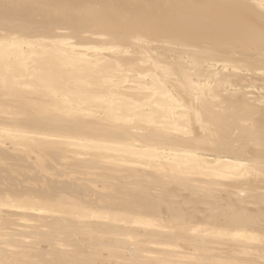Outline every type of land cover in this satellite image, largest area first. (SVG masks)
I'll return each mask as SVG.
<instances>
[{
    "label": "bare ground",
    "instance_id": "bare-ground-1",
    "mask_svg": "<svg viewBox=\"0 0 264 264\" xmlns=\"http://www.w3.org/2000/svg\"><path fill=\"white\" fill-rule=\"evenodd\" d=\"M136 25L144 32L133 33ZM156 37L179 41L163 49L152 44ZM103 38L109 44L94 45ZM196 45L214 48L215 58H229L231 66L182 58ZM153 50L161 54L154 56ZM117 68H126L123 80L114 76ZM192 70L219 75L223 90V83L214 84L213 94L205 96L208 85L204 89L194 82ZM22 76L34 90L17 89ZM246 79L249 86L264 87V0H0V90L8 99H0V106L12 107L26 125L44 131L88 130L139 143L130 149L132 161L112 168L91 157L85 168L95 172L75 176L65 167L70 162L58 161L62 151L45 148L65 146L86 156L111 147L0 128L1 146L12 137L18 148L12 139L10 145L17 149L32 142L42 147L34 163L23 153L0 155V264H103L100 251L120 259L114 264H264V88L259 87L262 96L255 85L249 93L247 83V92L239 89ZM85 84L104 95L97 98L102 106L92 101L103 108L112 128L101 126L102 112L73 114L74 103L86 101L76 89ZM49 89L66 97L56 99L58 114L46 113L40 104ZM219 95L224 98L216 101ZM189 110L191 126H172L182 118L186 122L188 115L191 120ZM172 143L210 153L172 149ZM92 182L105 187L92 190ZM179 193L188 199L176 201ZM71 205L80 209L74 212ZM193 205L199 210H191ZM31 222L48 228L42 235L50 244L48 254L51 242L62 245L63 252L52 247L46 259L44 251L32 252L33 241L24 246L29 241L24 244L23 237L38 235L39 225ZM27 230L34 234L26 236ZM126 232L132 238L122 240ZM239 232L259 240L238 239ZM129 245L136 248L126 251ZM187 245L197 255H178Z\"/></svg>",
    "mask_w": 264,
    "mask_h": 264
},
{
    "label": "rangeland",
    "instance_id": "rangeland-1",
    "mask_svg": "<svg viewBox=\"0 0 264 264\" xmlns=\"http://www.w3.org/2000/svg\"><path fill=\"white\" fill-rule=\"evenodd\" d=\"M99 8V7H98ZM152 9L153 8H150L149 9V7H148V10L150 11H152ZM123 26H126V25H124V24H122ZM142 27V26H141ZM93 27H90L89 29H92ZM143 28V27H142ZM142 28H140L138 25H136L135 27H132L131 28V31L133 32V33H137V32H139V33H142V32H144V29H142ZM138 33V34H139ZM179 38H176V39H164V38H162V37H156L155 39H154V42L152 43L153 45H155V46H157V44H163L164 45V47H163V49H165L166 47H170V46H174V44H176V43H178V40ZM70 43V42H69ZM106 44H109L107 41H105L104 40V38L103 39H100L99 41H97L94 45H96V46H106ZM72 46V45H71ZM74 47H75V45H73ZM72 46V47H73ZM196 47H198V48H196ZM196 47L194 48V50H193V54H188V53H186V55L185 56H183L182 58H184V57H188L186 60H190V61H192L193 62V64H205V63H209V62H217V63H220V64H223V65H226V66H231V63H230V61H232V60H230L229 58H215V53L213 52V49L214 48H210V47H203V46H199V45H196ZM59 49H60V51L61 52H66V50H67V48L65 47V49L66 50H63V49H61L60 47H58ZM156 51H158V50H156ZM152 52V51H151ZM153 55L155 56H158L157 55V53H155V50H153ZM158 54H161V52H159ZM166 55H169L168 57H170V55H175V54H164V56L166 57ZM189 55V56H188ZM168 57H166V58H168ZM199 58H202L201 60H199ZM206 58H208V59H206ZM210 58V59H209ZM170 59H172L171 57H170ZM188 60V61H189ZM230 60V61H229ZM250 60V59H249ZM248 60V61H249ZM245 61V60H244ZM248 61H247V63H248ZM233 62V61H232ZM250 62H252L251 60H250ZM249 62V63H250ZM119 71H117V72H115L114 73V76L115 77H117L118 79H120V80H123L124 79V77H123V74H122V71L123 70H125L126 68H117ZM198 71H202V70H192L191 71V73H194V75H193V77H195V78H192V80L194 79L195 81L194 82H198L199 84L201 83L202 84V86H203V84H204V86H205V84L206 85H208V86H206L207 87V89H206V87H204L203 86V88L204 89H206V90H203V94L204 93H206V95L205 96H209V95H211V94H213L212 92H213V90L212 91H209V89L211 88L212 89V85H213V88H214V86L215 85H217V86H219V84H221V83H223V84H221V85H223V86H221V90L220 91H222L223 90V88H224V82H222L221 81V79H219V75L218 76H207V75H205V74H198L197 72ZM126 74H131V73H126ZM130 76V75H129ZM129 76H127V77H129ZM128 80H130V78L128 79ZM18 81L21 83L20 85H17L16 87H17V89L19 90V91H21V92H24V93H28L27 91H30V90H32L33 89V85H31L30 84V81H29V78L28 77H26V76H22L21 78H20V80L18 79ZM130 81H132V80H130ZM242 81H243V83H242ZM242 81H240V85H239V89H243L244 91H246L244 88H246L247 87V85H243V84H245V83H247V81H248V79H246V81H244V80H242ZM209 82V83H208ZM249 83V82H248ZM247 83V84H248ZM215 84V85H214ZM86 85V87L85 88H76L77 90H78V93L81 95V97H84V98H86V101H83V102H81V103H78V104H75L74 103V106H73V110H72V112H73V114H75L74 112L75 111H77V110H89V111H91L92 113H100V112H102L101 113V115L100 114H98V116H99V118H100V120H101V126L102 127H104L105 129H107V128H112V127H110V126H107V121H106V115L103 113L104 111H103V108L101 107L102 105V103L100 102L101 101V99L103 100L104 98H103V94L100 92V90L98 89V88H96V87H92V86H89V85H87V84H85ZM235 85H236V83H235ZM255 84H251L250 86H249V84H248V87L246 88V89H249V90H247L248 91V93L250 92V90H252L253 89V86H254ZM217 86H215V87H217ZM226 86V85H225ZM261 86H263V85H261ZM261 86H258V89H257V86L255 85V87L254 88H256V90L255 89H253V90H255L256 91V95H257V93H258V95L260 96H262V92H260V91H263V88L264 87H262L261 88ZM244 87V88H243ZM261 88V90H260V88ZM237 88V89H238ZM252 88V89H251ZM210 89V90H211ZM216 89V88H215ZM34 90V89H33ZM169 90L171 91V93H172V95L173 96H176L177 97V99L179 100V96H177L173 91H172V89L171 88H169ZM260 90V91H259ZM170 91H169V94H171L170 93ZM207 91H209L211 94H207ZM246 91V92H247ZM261 93H259V92ZM49 92H51V94L50 95H44V97L43 98H41L40 99V104H41V106L43 107V110L46 112V113H53V114H58L57 113V110H59L60 108H61V104L58 102V101H56V99L58 98V97H64V98H66L65 97V95L63 94V93H59V92H57V93H55V92H53L51 89H49ZM263 93H264V91H263ZM0 94H1V97H0V99H1V101L2 102H4V103H7L8 102V99H7V97L5 96V92L4 91H2V90H0ZM101 96H102V98H101ZM263 96H264V94H263ZM101 98L100 100H98L99 98ZM179 97V98H178ZM219 98H216V101H218L219 99H223L224 98V95H219L218 96ZM249 97H251V98H254V96L252 97L251 95H249ZM98 98V99H97ZM93 99H96L95 101H99L97 104L98 105H101L100 106V108H99V106L98 105H96L95 103H93L94 101H92ZM68 101L69 100H72L71 98H68L67 99ZM181 100V99H180ZM179 100V101H180ZM70 102V101H69ZM71 103V102H70ZM183 102H182V100L180 101V103H179V105H183L182 104ZM251 104V103H250ZM182 107V106H181ZM102 108V109H101ZM187 112H188V110H187ZM189 113H190V115H191V120H188L189 119V115H188V118H186L185 120H186V122H184V120H183V118L182 119H179L178 120V122H177V124H175V125H172V126H178L177 127V129H181V128H183L184 126H187V127H189V126H191L192 125V123H193V121H194V117H193V115H192V113H191V111L189 110ZM59 118L61 119V120H66V119H68V116L67 117H60L59 116ZM131 123H134V122H131ZM182 124V125H181ZM48 127H52L51 125L50 126H48ZM0 128H5V129H9V130H11V131H18V132H23V133H28V132H39V133H46V134H51V135H59V136H66V137H68V138H74V139H76V138H80V139H86V140H92L93 142H95V143H97V144H99V145H101L100 147H103V148H109V147H111L110 148V152H109V150H105V149H101V150H97V151H90V152H88V155H86V156H79V155H76V154H74L73 153V151L70 149V148H68V147H65V146H55V145H52V146H50V147H46L45 149H47V150H52V151H54V153H56V152H58V151H62L63 153L62 154H58L57 155V159H58V161L60 162H63V161H67V162H70L71 164H66L65 165V167L68 169V170H70V169H73V171H76L73 175H75V176H77V175H82V174H84V175H86V174H88V173H94L95 172V170L93 171L92 170V168L91 167H89V168H85V167H88V164L87 163H85V162H87L91 157H97V158H99L100 159V164L102 165V167H105V166H112V168H118V166L116 165V164H121L122 163V161L124 160V161H132V158H133V155L130 153V149L133 147V146H135V145H138L139 143L138 142H125V143H121V142H117V141H115L114 139H112V138H110V137H107V136H101V135H97V134H94V133H92L91 131H88V130H84V131H78V130H70V131H68L67 129H66V132H62V131H60V130H58V129H56V128H51V130L50 131H44V130H46V129H44V128H41L40 126H37V127H32V126H28V125H26L25 124V121H23V118L19 115V114H17L14 110H13V108L12 107H3V106H0ZM14 138V137H13ZM16 138H18L17 140H19L20 138L19 137H16ZM12 139V137L11 138H9V140H4V142L6 141V145L5 144H2V146L4 145V146H6L5 148H4V146L2 147L1 145H0V148L2 147L3 149H0V153L2 152V151H4L3 153H1L0 155H2V154H6L5 152H7V150H8V152L9 151H11L10 153H8L7 152V154H10V155H13L14 156V154H11L12 152L13 153H16L15 154V156L16 157H18L19 155H17L18 153L20 154V153H23V154H26V156H27V159H28V161L30 162V163H34L35 161H36V158H37V154L40 152V150H41V148L42 147H40V146H38L36 143H29V144H26V145H24L22 148H20L19 147V149H17L18 148V141L17 142H15V140H13L14 141V144L15 143H17V145L15 144V146H17V148L15 147V146H12V145H10V143L11 144H13L11 141ZM11 140V141H10ZM20 140H22V139H20ZM19 140V141H20ZM24 140V139H23ZM22 140V141H23ZM3 141V140H2ZM8 141V142H7ZM24 142V141H23ZM22 142V144H24ZM20 143H21V141H20ZM19 143V144H20ZM13 144V145H14ZM7 145H9V146H7ZM113 146H118L119 147V149H117V150H115V148H114V150L115 151H112L113 150ZM147 146H152V145H147ZM12 147V148H11ZM154 147H167V148H172V149H177V150H185V151H190L191 153H193V152H195V153H198V152H201V153H205V154H207V153H210L209 151H198L197 149H191L190 147H181L179 144H174V143H172V144H169V147L168 146H154ZM16 148V149H15ZM16 151H15V150ZM6 150V151H5ZM3 156V155H2ZM1 157V156H0ZM138 158V157H137ZM1 163L2 164H4V165H8V162L7 161H5V162H2L1 161ZM143 172H148V170H146V169H143ZM92 184L94 185L93 187L94 188H92V190L93 189H95V190H100L101 188H102V186L103 187H105L103 184H102V182H95V183H93L92 182ZM92 184H91V187H92ZM64 189V188H63ZM63 189L62 190H60L61 192H63ZM67 190V192H66V190ZM64 190V192H66L68 195H71V193H70V191L71 190H69L68 191V189L67 188H65ZM82 192H84V191H82ZM66 193H64V194H66ZM176 201H178V202H180V201H183V200H187L188 199V195H186V194H184V193H179V194H177V196H176ZM91 200H92V202L93 201H96L95 199H94V197H92L91 198ZM232 205H235V203H231ZM249 207V206H248ZM77 208H79L80 209V206L79 205H71V209L74 211V212H76L77 211ZM199 206L198 205H193V206H191L190 207V209L191 210H193V211H197V210H199ZM250 208V207H249ZM89 210H91V211H95V209L94 208H90ZM40 217V216H39ZM164 219H167V217H163ZM50 219V218H49ZM49 219H47L48 221H49ZM51 220V219H50ZM76 220V219H75ZM149 220H151V219H149ZM43 221V220H42ZM41 221V222H42ZM45 221V220H44ZM48 221H46V222H48ZM52 221V220H51ZM93 220H91V222H92ZM96 220H94V222H95ZM196 223H199V224H202L201 222H200V219L199 218H196L195 220H194ZM41 222H39L38 224L37 223H35V222H31L32 224H35V225H39V226H36V227H38V229L39 230H37L36 229V231H38V232H34V233H36V234H38V235H35L34 233H30L29 235H31V234H34L33 236H32V238H31V236L30 237H23L22 239L21 238H18V237H15V238H8V241H9V239H11V241H12V239H14L15 241H19L20 239L21 240H23L24 239V241H23V243L25 242V239H26V242L27 241H29L27 244H25L24 246H26V245H30L31 243L33 244V242H34V250H33V248L31 249V251L32 252H34V251H44L43 252V254L44 253H47V254H44V255H46V259H49V257H51V255H49L50 253L51 254H53L54 253V251L53 252H51V248L53 247V249L55 248V250H57V251H62L63 252V250H62V245L60 246V244L58 245H56L55 243V245L57 246V247H55V245H53V243L51 242V247H49V254H48V246L50 245V244H48L47 242H45V239H43L42 237V235L44 234H46V232L47 233H49V230H48V228H47V230L45 229L46 228V226H43V225H41L40 223ZM45 222V223H46ZM77 222H78V220H77ZM79 222H83V221H79ZM85 222H86V220H85ZM103 222V221H102ZM40 225L42 226L41 228H40ZM30 226H34V225H30ZM43 227H45V228H43ZM30 230V229H29ZM29 230H27V232H25L24 234L26 235L27 233H29V232H31V231H29ZM40 230H41V233H40ZM29 231V232H28ZM41 235H40V234ZM28 235V234H27ZM26 235V236H27ZM28 235V236H29ZM250 235V236H249ZM255 237L256 239H258L259 240V237L257 236V235H254V234H251V233H248V232H239L238 234H237V238L238 239H241V238H243V237ZM41 237V238H40ZM16 238H17V240H16ZM126 238L129 240L130 238H132V237H130V235L126 232V233H124L123 235H121V239L122 240H126ZM138 239L140 238V235L137 237ZM7 239V238H6ZM6 239H4V240H6ZM44 241H43V240ZM135 239V238H134ZM20 240V241H21ZM132 240V239H131ZM139 240H141V238L139 239ZM31 241H33V242H31ZM42 241L43 242H45L44 244L42 243ZM41 242V243H40ZM23 243L21 244V246H23ZM57 243V242H56ZM153 243H156V242H150V244H153ZM23 246V247H24ZM3 247V246H2ZM128 248H130V249H135L136 247H135V245H129V246H126L125 247V250L126 251H128ZM169 250H167V251H175L176 250V248H174V247H167ZM184 249H183V251H180L179 253H178V255H182V253H184V254H187V255H189V256H192V255H197V252L195 251V249L192 247V246H189V245H187V246H184L183 247ZM46 249H47V251H46ZM59 249V250H58ZM64 249H65V251L64 252H66V253H69V252H71V248H65L64 247ZM159 249V248H158ZM29 251V250H28ZM46 251V252H45ZM59 251V252H60ZM104 251V250H103ZM121 251V250H120ZM132 251V250H131ZM105 252V251H104ZM102 253V251H100V254H102V255H100V256H102L103 257V264H114L115 262L114 261H116L117 259H115L114 257V259L111 257V255H109L108 253ZM122 252V251H121ZM42 253V252H41ZM142 254V253H141ZM177 255V256H178ZM108 256H110V258L113 260V262H112V260L108 257ZM122 259V258H121ZM129 259H131V258H129ZM24 260L26 261V260H29V261H33L34 259H32V258H24ZM120 260V259H119ZM119 260H117V262L119 261ZM124 260V259H123ZM170 260H171V258H170ZM173 260H175L174 258H172V261ZM125 261V260H124ZM62 261H55L53 264H60ZM125 262H127V260L125 261ZM128 263V262H127ZM194 264V262L193 261H191V263L190 262H188L187 264ZM259 263V262H258ZM262 263V262H261ZM260 263V264H261ZM263 264V263H262Z\"/></svg>",
    "mask_w": 264,
    "mask_h": 264
}]
</instances>
